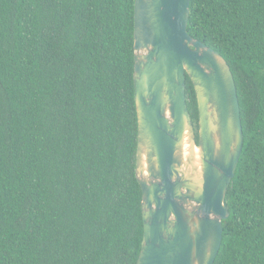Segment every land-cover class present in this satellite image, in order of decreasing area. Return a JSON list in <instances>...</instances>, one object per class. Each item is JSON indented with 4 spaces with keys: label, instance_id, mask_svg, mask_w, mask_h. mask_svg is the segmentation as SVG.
I'll use <instances>...</instances> for the list:
<instances>
[{
    "label": "trees",
    "instance_id": "1",
    "mask_svg": "<svg viewBox=\"0 0 264 264\" xmlns=\"http://www.w3.org/2000/svg\"><path fill=\"white\" fill-rule=\"evenodd\" d=\"M134 4L0 0V264L136 263ZM187 32L229 64L244 137L213 264H264V0H190Z\"/></svg>",
    "mask_w": 264,
    "mask_h": 264
},
{
    "label": "water",
    "instance_id": "2",
    "mask_svg": "<svg viewBox=\"0 0 264 264\" xmlns=\"http://www.w3.org/2000/svg\"><path fill=\"white\" fill-rule=\"evenodd\" d=\"M190 0H135V175L143 237L135 264H213L229 216L225 196L243 147L225 58L187 32ZM186 75L198 105L195 133Z\"/></svg>",
    "mask_w": 264,
    "mask_h": 264
}]
</instances>
